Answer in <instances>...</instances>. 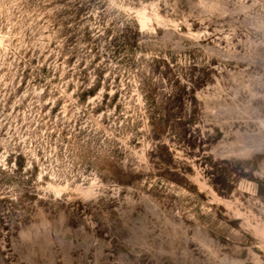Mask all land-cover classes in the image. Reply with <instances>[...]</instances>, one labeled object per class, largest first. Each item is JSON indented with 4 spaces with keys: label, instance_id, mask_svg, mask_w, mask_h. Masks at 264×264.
<instances>
[{
    "label": "rangeland",
    "instance_id": "1",
    "mask_svg": "<svg viewBox=\"0 0 264 264\" xmlns=\"http://www.w3.org/2000/svg\"><path fill=\"white\" fill-rule=\"evenodd\" d=\"M0 264H264V0H0Z\"/></svg>",
    "mask_w": 264,
    "mask_h": 264
},
{
    "label": "bare ground",
    "instance_id": "2",
    "mask_svg": "<svg viewBox=\"0 0 264 264\" xmlns=\"http://www.w3.org/2000/svg\"><path fill=\"white\" fill-rule=\"evenodd\" d=\"M143 21H141V23H142ZM79 190V189H78ZM91 193H92V189H91V187L90 188H88L87 190H85V191H81V195L83 196V197H88V196H90L91 195Z\"/></svg>",
    "mask_w": 264,
    "mask_h": 264
}]
</instances>
